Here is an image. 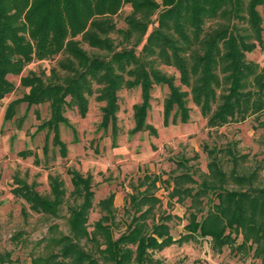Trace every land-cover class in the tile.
<instances>
[{"label":"trees","instance_id":"trees-1","mask_svg":"<svg viewBox=\"0 0 264 264\" xmlns=\"http://www.w3.org/2000/svg\"><path fill=\"white\" fill-rule=\"evenodd\" d=\"M125 3L131 9L118 25L115 15ZM257 46L264 48V0H0V100L14 87L9 73L19 74L30 61L59 54L48 72L28 69L20 75V84L28 89L9 103L4 117L20 101L48 102L49 117L42 125L54 131L64 153L58 135V124H69L64 111L75 106L85 115L88 95L94 92L104 101L100 125L110 122L114 129L117 91L139 86L141 100L133 104L131 130L154 132L146 115L151 89L161 83L169 88L163 100L164 124L188 120V99L208 126L240 121L264 109V63L246 56ZM161 64L178 70L179 83ZM258 125L264 127V118ZM204 147L209 160L199 181L186 170L172 176L170 194L180 201L190 197L194 207L179 237H173L165 222L170 213L156 217L161 204L155 192L158 178L146 173L129 183L124 229L114 234L118 222L113 192L98 200L101 214L89 229L91 174L71 168L74 201L68 205V230L52 234L55 224L50 225L49 234L40 239L46 251L33 256L32 264H155L159 259L154 250L197 235L210 236L217 251L233 245L235 251L252 250L264 262V184H254L256 170L227 172L218 156L223 148ZM226 151L235 158L229 147ZM229 181L238 187H228ZM14 192L33 210L56 215L65 187L53 175L51 195L24 181ZM203 197L209 205L197 219Z\"/></svg>","mask_w":264,"mask_h":264},{"label":"rangeland","instance_id":"rangeland-1","mask_svg":"<svg viewBox=\"0 0 264 264\" xmlns=\"http://www.w3.org/2000/svg\"><path fill=\"white\" fill-rule=\"evenodd\" d=\"M130 9L129 3L121 7L115 15L118 25L124 23L123 16ZM58 55L30 61L19 74L9 73L7 76L14 87L0 100V264H32L33 256L46 251L45 240L40 239L49 234L50 225L55 224L52 234L68 230V205L74 201L71 168L83 175L91 174L93 205L88 214L89 229L101 214L98 200L114 193L118 222L115 235L124 229L128 220L124 208L127 193L131 191L129 183H136L145 173L158 178L155 192L161 204L156 217L159 213H170L171 217L165 222L174 238L185 232L184 225L194 207L190 197L180 201L177 195L170 194L172 176L186 170L199 181L207 172L209 160L204 144L223 148L218 156L227 172L232 169L238 172L256 170L254 184H264V127L258 125V120L264 118V109L240 121L208 126L199 108L188 99V120L164 124L163 100L169 91L166 84H155L151 89L146 121L154 126V132L131 130L133 104L141 100L139 86L122 87L117 91L114 129L110 122L107 127L100 125L104 101L95 97L96 92L88 95L85 115H81L75 106L67 107L64 114L69 124H58L59 138L65 143L64 153L54 141V131L42 125L49 117L48 102L28 105L20 101L10 108L13 113L5 119L9 103L28 89L20 84V75L28 69L44 68L48 72ZM246 56L263 64L264 48L257 46ZM160 67L167 74H173L175 82L179 83V72L174 66L161 64ZM181 87L186 88L183 84ZM227 147L235 158L226 151ZM53 175L61 179L65 187L64 201L56 215L33 210L14 192L18 182L24 181L41 193L50 194V177ZM227 186L233 188L238 184L229 181ZM202 200L205 205L202 211H197V219L209 205L206 197ZM196 237L154 250V257L159 259L155 264H264L261 258L252 255V250L235 251L233 245H223L221 251H217L212 248L210 236Z\"/></svg>","mask_w":264,"mask_h":264}]
</instances>
